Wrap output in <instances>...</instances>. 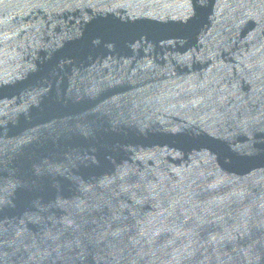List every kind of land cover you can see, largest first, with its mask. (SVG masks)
Returning a JSON list of instances; mask_svg holds the SVG:
<instances>
[{
  "label": "water",
  "instance_id": "water-1",
  "mask_svg": "<svg viewBox=\"0 0 264 264\" xmlns=\"http://www.w3.org/2000/svg\"><path fill=\"white\" fill-rule=\"evenodd\" d=\"M0 264H264V0H0Z\"/></svg>",
  "mask_w": 264,
  "mask_h": 264
}]
</instances>
